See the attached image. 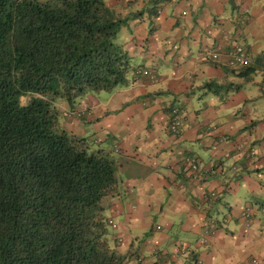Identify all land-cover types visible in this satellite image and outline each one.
<instances>
[{"label":"crops","instance_id":"0c3cea01","mask_svg":"<svg viewBox=\"0 0 264 264\" xmlns=\"http://www.w3.org/2000/svg\"><path fill=\"white\" fill-rule=\"evenodd\" d=\"M103 2L122 20L126 80L63 126L115 148L116 249L126 264H264V0ZM237 45L247 70L226 64Z\"/></svg>","mask_w":264,"mask_h":264},{"label":"trees","instance_id":"16d2710c","mask_svg":"<svg viewBox=\"0 0 264 264\" xmlns=\"http://www.w3.org/2000/svg\"><path fill=\"white\" fill-rule=\"evenodd\" d=\"M121 23L103 0H0V264L127 258L103 213L116 163L57 105L125 82Z\"/></svg>","mask_w":264,"mask_h":264},{"label":"rangeland","instance_id":"374dc122","mask_svg":"<svg viewBox=\"0 0 264 264\" xmlns=\"http://www.w3.org/2000/svg\"><path fill=\"white\" fill-rule=\"evenodd\" d=\"M119 37H120V35L116 34V37L113 39V42L119 44ZM107 94H109V91H88L85 94L81 95L80 98L76 97L75 100H73V104L71 105L72 107L64 109L63 106L59 105V102H58L57 105L59 106L60 112L64 113V115L68 116V114H69V117L73 118V120L77 119V120H81L82 121V120L85 119L86 106H88V107L90 106V108L95 107L93 102L97 101V102L101 103L103 100H105V97H106ZM26 100H27V97H20V102L21 103H25ZM64 117H66V116H64ZM98 148H103L105 151H108L110 157L112 159H114V161H116V159H115L116 158V156H115L116 152L114 151L115 148H113L111 143L107 142L106 145L105 144L104 145H100V146H98ZM116 196L117 195H114V197L112 199H111L110 196L103 199V208H104L103 209V213L108 218H110V214H111L110 211L113 208V205L116 203V198H120V197H116ZM113 218H117L116 214L114 215V217H113V215H111V219L115 221V219H113ZM219 218H222V217H219ZM117 222H118V220H117ZM108 225L110 226L111 223H109ZM109 226H108V231L111 233L112 229L110 228L111 226L110 227ZM131 243L133 245H136V244H134V241H132ZM126 253L124 252V253H121V254L124 255ZM157 257H158L157 254L153 255L154 262H156V263L158 262ZM160 262H162V260ZM122 264H126V260H124V262H122Z\"/></svg>","mask_w":264,"mask_h":264},{"label":"built area","instance_id":"2783aa9c","mask_svg":"<svg viewBox=\"0 0 264 264\" xmlns=\"http://www.w3.org/2000/svg\"><path fill=\"white\" fill-rule=\"evenodd\" d=\"M224 38V36H223ZM226 64L229 67H233V68H239V67H244L246 65L249 64V60L245 55V52L243 50V48L239 45L237 46H233L231 49H229L226 53ZM216 53H207L206 54V58L209 59H216ZM141 73L143 75H148V71L146 70H142ZM181 116L182 113L181 111L177 108V107H173L170 109V113H169V119H168V129L170 132L172 133H177L178 132V126L181 120ZM184 164L189 167V169L192 172L197 171V165L194 162V159L190 158V157H185L184 158ZM242 216H248V209L246 208L244 211H242V213H240ZM208 231H204V236L202 237V242L205 241L206 235H207Z\"/></svg>","mask_w":264,"mask_h":264}]
</instances>
